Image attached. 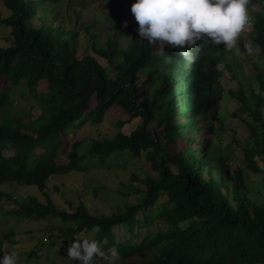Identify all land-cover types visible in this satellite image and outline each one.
Wrapping results in <instances>:
<instances>
[{
	"label": "trees",
	"instance_id": "obj_1",
	"mask_svg": "<svg viewBox=\"0 0 264 264\" xmlns=\"http://www.w3.org/2000/svg\"><path fill=\"white\" fill-rule=\"evenodd\" d=\"M59 1L2 0L10 13H0V25L11 31L10 44L0 47V81L5 84L0 85V109L13 105L15 89L26 88L40 113L25 120L26 115L1 112L0 187L34 186L46 198L27 193L15 201L8 195L17 205L12 214L26 220H61L58 234L49 232V247L57 242L70 245L78 234L96 229L92 239L118 252L116 264H264V72H256L251 81L230 61L233 50L202 42H197L201 51L191 65L178 49L165 45L171 60L161 65L156 45L139 38L134 17L124 28L116 18L130 10L134 0H106L105 20L113 23H108L102 43L84 25L95 55L81 54L76 28L37 16L44 5L47 10L46 4ZM254 2L259 8L253 12L251 40L261 58L264 0H249L248 7ZM36 16L41 24L33 27L29 21ZM128 33L130 40L122 44L121 37ZM229 78L239 82L230 94L237 103L234 115L248 134V145H240L243 164L234 170L233 151L220 154L212 145L215 123L223 122L220 109ZM141 85L147 86L144 91ZM114 105L129 118L139 117L135 128L125 133L127 121L118 120L111 136L90 139L84 152L83 141H74L67 154L70 164L83 172L87 159L144 155L157 177L132 174L124 195L138 193L140 200L110 215L94 214L82 201L68 211L59 208L45 189L49 178L65 169L57 161L65 137L86 124L101 125ZM199 116L204 118L201 124ZM230 131L232 141L239 143L237 131ZM179 137L187 147L168 156L167 143ZM249 171L258 176V186L249 181ZM4 195L0 189V197ZM16 233L13 228L0 232V257L6 245L16 242ZM33 255L34 249L28 252Z\"/></svg>",
	"mask_w": 264,
	"mask_h": 264
},
{
	"label": "rangeland",
	"instance_id": "obj_2",
	"mask_svg": "<svg viewBox=\"0 0 264 264\" xmlns=\"http://www.w3.org/2000/svg\"><path fill=\"white\" fill-rule=\"evenodd\" d=\"M105 3L106 0H72L71 2L69 0H60L53 5L52 3L46 4L48 5L47 10L44 8V5L37 16H40L41 20L51 22L56 26L76 28L79 32L78 51L81 54L92 53L95 55L92 48L93 38L84 30L83 26H90L89 29L92 34L99 36L98 41L100 43L104 41L108 23L109 25L113 23L112 19H110V22L105 20L108 16L107 10L103 8ZM258 8L259 4L257 2H254L253 6L249 7L250 26L246 27L241 33L237 46L232 49L233 51L230 54V61L234 64L235 69L244 75H250L251 81L254 79L256 72L259 70L260 72H264V57L258 58L257 56L259 54L253 51L252 54L255 56L253 62L251 60V54L244 49V44H248L254 48L251 40L252 18L253 12L258 10ZM112 12L113 14L117 13ZM0 13L2 15H8L10 13L3 5L2 0H0ZM37 16L29 21V24L33 27L41 24ZM116 18H118L123 28L133 19L128 9L122 13H118ZM10 31L11 28L9 26L0 25V47H7L10 44ZM130 35L128 33L121 37V43L125 44L128 42ZM100 60L103 61L102 59ZM253 64L258 65L259 69H255ZM241 78L242 76L239 80ZM141 80L142 77L140 78ZM224 83L225 94L220 109L223 122L222 124L220 122L215 123V132L212 134V145L214 148L220 149L218 151L220 154L233 151L235 160L230 162V168L234 170L237 165L243 164V151L240 145H248V140L246 139L248 134L243 122L234 115L237 109V103L230 94L231 89H238L239 82L236 79L229 78ZM0 85L4 86L5 84L3 81H0ZM44 86L45 84H41L40 89H44ZM146 87L145 85H141L140 90L144 91ZM254 87L256 89L258 88L256 82L254 83ZM244 88L246 91H250L248 86ZM15 90L17 94L13 99V105L1 107L0 114L1 112H15L26 115L25 120L30 118L29 114H33L36 117L40 113L37 101L33 99L26 88H17ZM20 92H23L24 95H18ZM93 105L94 101L87 106L86 112ZM243 114L241 111V115ZM203 119V117L199 116L200 124L203 122ZM118 120L127 121L122 126V131L128 133L135 128L139 122V117L129 118L120 106L114 105L101 125L94 126L92 124H86L82 128L74 131L73 134L69 132V136L65 137L63 148L59 151L57 157L58 163L65 165V169L62 174L51 176L45 189L59 208L68 211L71 209V205L75 206L82 201L89 207L90 212L110 215L113 212L124 210L126 205L134 204L140 200L141 195L138 193H133L130 196L124 195V185L130 182L132 174L137 173L141 177L147 175L157 177V173L151 169L144 155L140 159H133L129 155L120 154L112 155L103 161L98 158L87 159L85 162L87 168L83 172L77 171L70 164L67 154L74 141H83L80 151L84 152L87 150V144L90 139L111 136L118 129ZM173 120L181 121L182 119L174 118ZM230 130L237 131L239 143L232 141ZM198 134L196 133L197 138H199ZM167 146L168 150L166 153L168 156L175 155L187 147L182 142L181 137L175 142H168ZM248 178L249 181L254 182V186H258L259 178L256 174L249 171ZM133 184L140 186L137 181H134ZM0 189L5 193L4 196L0 197V232L11 228L17 231L15 235L16 242L11 245H6L5 252L10 250L16 251L18 264L24 261H30L33 264H79L78 260L71 261L67 259V248L69 245L57 242L55 246H48L50 241L49 232L57 235V225L61 223V220H54L49 217L45 219L26 220L12 214L11 211L16 209L17 205L13 200L9 199L8 195L12 196L15 201H18L26 197L28 193L36 195L41 201H45V196L36 187L6 183ZM95 233L96 229L82 232L77 237L92 239ZM77 237L75 236L73 241L77 240ZM40 241L44 244H41ZM32 249L36 251L37 255L28 256V252ZM97 264H106V262L97 261Z\"/></svg>",
	"mask_w": 264,
	"mask_h": 264
},
{
	"label": "clouds",
	"instance_id": "obj_3",
	"mask_svg": "<svg viewBox=\"0 0 264 264\" xmlns=\"http://www.w3.org/2000/svg\"><path fill=\"white\" fill-rule=\"evenodd\" d=\"M248 5L249 0H134L130 12L139 38L156 45L161 65L171 60L163 51L165 45L178 49L191 65L201 51L197 42L223 44L226 51L237 46L241 33L250 26ZM244 49L249 54L260 51L259 46L253 49L248 44ZM67 259L79 264H116L119 254L106 251L95 239L77 237L67 248ZM0 264H18L17 252H4Z\"/></svg>",
	"mask_w": 264,
	"mask_h": 264
}]
</instances>
